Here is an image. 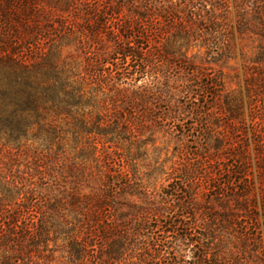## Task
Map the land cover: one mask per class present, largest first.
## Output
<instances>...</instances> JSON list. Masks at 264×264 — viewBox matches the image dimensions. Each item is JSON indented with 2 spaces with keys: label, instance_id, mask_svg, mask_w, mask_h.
<instances>
[{
  "label": "trees",
  "instance_id": "trees-1",
  "mask_svg": "<svg viewBox=\"0 0 264 264\" xmlns=\"http://www.w3.org/2000/svg\"><path fill=\"white\" fill-rule=\"evenodd\" d=\"M0 264H264V0H0Z\"/></svg>",
  "mask_w": 264,
  "mask_h": 264
},
{
  "label": "rangeland",
  "instance_id": "rangeland-1",
  "mask_svg": "<svg viewBox=\"0 0 264 264\" xmlns=\"http://www.w3.org/2000/svg\"><path fill=\"white\" fill-rule=\"evenodd\" d=\"M229 18H230L231 24L235 27L236 14L232 7L230 10ZM234 40H235V58L229 61L228 64H226L225 70H226V73L228 74L227 80H228V85L230 89H233L236 93L240 94L242 97L243 111L246 116V122L248 123L246 127V133H247V136L249 137L250 151L253 157L254 145L251 142L252 132H251V128L249 125V117H248L249 108H248L247 90H246V84H245V78H244V70L242 67V59H241V54H240L241 52L240 51V40L238 38L237 32L235 31V28H234ZM165 139H169V138H165ZM157 145L160 147V149H163L160 154L161 159L168 158L169 159L168 164L170 163L172 164L173 162H177L179 160L178 158L179 153L176 147L178 143L176 142L175 139H172L171 141L166 140V142H162L161 140L157 143ZM157 154L158 153H156V155ZM149 155H150L149 159H152L156 156L154 155V153L152 154L151 152Z\"/></svg>",
  "mask_w": 264,
  "mask_h": 264
}]
</instances>
